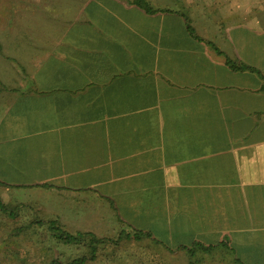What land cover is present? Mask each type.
<instances>
[{
  "label": "crops",
  "instance_id": "1",
  "mask_svg": "<svg viewBox=\"0 0 264 264\" xmlns=\"http://www.w3.org/2000/svg\"><path fill=\"white\" fill-rule=\"evenodd\" d=\"M150 1L0 0L8 215L264 264V0Z\"/></svg>",
  "mask_w": 264,
  "mask_h": 264
},
{
  "label": "rangeland",
  "instance_id": "2",
  "mask_svg": "<svg viewBox=\"0 0 264 264\" xmlns=\"http://www.w3.org/2000/svg\"><path fill=\"white\" fill-rule=\"evenodd\" d=\"M147 1L154 6L153 1ZM10 196L1 197L0 194V202L7 211H0V264H48L52 259L67 264L86 255L84 245L66 246L54 239L47 226L49 221L39 214L28 210L26 214L23 210L18 217H9L8 211H14L13 201L27 198L19 194L14 198ZM38 221L44 224L38 226ZM54 234L59 237L58 232ZM193 252L190 258L182 250L169 252L147 239L139 242L122 239L117 245H104L98 250L95 260L85 264H190V260H198L199 256L198 251Z\"/></svg>",
  "mask_w": 264,
  "mask_h": 264
},
{
  "label": "trees",
  "instance_id": "3",
  "mask_svg": "<svg viewBox=\"0 0 264 264\" xmlns=\"http://www.w3.org/2000/svg\"><path fill=\"white\" fill-rule=\"evenodd\" d=\"M134 4L144 9L147 13H153V11L148 7L145 0H134ZM227 64L232 69H237V67L230 60L227 61ZM240 69H248V68L244 66H240ZM0 211L6 212L5 207L2 205L1 202H0ZM36 224L38 226H42L43 223L37 222ZM47 226H48L49 231L52 232L53 238L56 239L61 244L66 245V246L84 245L85 248L87 249L86 255L82 256L80 259L73 260L72 262L67 263V264H85L87 261L95 260L98 250L102 248L104 245H106L108 242L111 243V240L98 238L93 234L71 235L63 231L59 226H57L55 222H48ZM54 232H58L59 237L56 236ZM123 238L126 240H134L136 242H139L143 240L142 238H144V236H142L141 234H137L133 236L124 235L123 237H119L112 242L114 245H117L120 242V240H122ZM146 238H149V236H146ZM186 253H187V256H189L190 258L194 254L193 251H187ZM48 264H63V263H61L57 259H52Z\"/></svg>",
  "mask_w": 264,
  "mask_h": 264
}]
</instances>
